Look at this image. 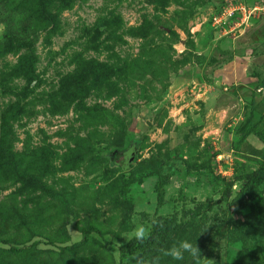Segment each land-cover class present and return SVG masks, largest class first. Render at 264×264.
<instances>
[{
	"label": "rangeland",
	"instance_id": "obj_1",
	"mask_svg": "<svg viewBox=\"0 0 264 264\" xmlns=\"http://www.w3.org/2000/svg\"><path fill=\"white\" fill-rule=\"evenodd\" d=\"M225 1L0 0V264H126L136 217L264 264V182L236 199L229 152L247 112L210 54Z\"/></svg>",
	"mask_w": 264,
	"mask_h": 264
},
{
	"label": "crops",
	"instance_id": "obj_2",
	"mask_svg": "<svg viewBox=\"0 0 264 264\" xmlns=\"http://www.w3.org/2000/svg\"><path fill=\"white\" fill-rule=\"evenodd\" d=\"M248 1H251L252 6L256 0ZM236 22L237 20L227 32L215 38L210 54L213 50H218L221 53L231 55L229 63H219L221 68L218 71L221 72V77L218 81L222 87H225L224 85L229 86L225 94L230 97L241 96L237 99L238 103L240 102L238 107L243 104L247 112L243 117L245 116L251 125V133L245 137L244 144L237 145L238 150L251 149V151L263 153L264 156V16H253L246 22ZM247 32L251 33V39L243 42L242 36ZM236 53L243 54L235 55ZM214 55L217 56L216 64H218L222 57L219 54ZM237 64L241 65L244 74H241L243 73L241 67L236 69ZM225 71L227 74H223ZM249 71H251V76L247 73ZM246 75L250 77L245 79ZM239 121L241 125H244L245 120L240 119ZM239 136V133L235 132L229 138L232 163L234 160L242 162L239 159V153L233 151ZM253 157L262 159V156Z\"/></svg>",
	"mask_w": 264,
	"mask_h": 264
},
{
	"label": "trees",
	"instance_id": "obj_3",
	"mask_svg": "<svg viewBox=\"0 0 264 264\" xmlns=\"http://www.w3.org/2000/svg\"><path fill=\"white\" fill-rule=\"evenodd\" d=\"M211 54H219L222 59L218 63H222L226 60H231V55H227L219 52L218 50H213ZM206 66H211L210 63H206ZM239 138L233 147V151L239 153V159L242 161H233V165L236 166V176L235 181L239 182V189L236 194V199H241L243 195L255 190L263 182L262 171H264V156L263 153L257 152L251 149L238 150V144H244L245 137L251 133V125L248 119L245 120L244 125L238 129ZM245 151V152H244ZM261 157L262 159H256L253 156ZM164 179L158 178L156 185L159 186ZM163 184V183H162ZM232 182L228 181L224 185V193L220 195L219 199L224 201L230 197V191L232 188ZM127 184H124V189L126 190ZM157 201H161V192L155 191ZM174 229V225L169 221V219L158 218L156 222L151 225L150 232L151 236L144 243H140L135 239L128 240L125 244L119 246L118 252L123 254H129L130 259L126 264H134L132 257L143 256L147 260H151L153 257L160 255V249L164 248L167 239Z\"/></svg>",
	"mask_w": 264,
	"mask_h": 264
},
{
	"label": "clouds",
	"instance_id": "obj_4",
	"mask_svg": "<svg viewBox=\"0 0 264 264\" xmlns=\"http://www.w3.org/2000/svg\"><path fill=\"white\" fill-rule=\"evenodd\" d=\"M132 223L135 226L132 229L129 240L135 239L140 243H144L147 239L150 238V229L146 227L142 222H140L139 217L134 218L132 220ZM159 251L163 256H168L176 261L183 260L185 254H188L193 258L195 264H200L201 259L205 261V264H215L213 260L203 258L201 256V250L197 246L196 242L193 243L186 239L180 240L177 243L173 244L171 247L166 249L162 248ZM160 258V255H157L149 261L143 256L139 255L132 257L134 264H159Z\"/></svg>",
	"mask_w": 264,
	"mask_h": 264
},
{
	"label": "built area",
	"instance_id": "obj_5",
	"mask_svg": "<svg viewBox=\"0 0 264 264\" xmlns=\"http://www.w3.org/2000/svg\"><path fill=\"white\" fill-rule=\"evenodd\" d=\"M253 16H264V0H260L258 4L250 8L240 4L238 0H226L218 15L212 17V25L218 27L228 21H235V18L240 22H246Z\"/></svg>",
	"mask_w": 264,
	"mask_h": 264
}]
</instances>
